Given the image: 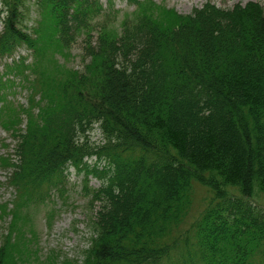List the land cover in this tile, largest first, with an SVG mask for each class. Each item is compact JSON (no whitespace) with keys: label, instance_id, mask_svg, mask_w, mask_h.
<instances>
[{"label":"trees","instance_id":"obj_1","mask_svg":"<svg viewBox=\"0 0 264 264\" xmlns=\"http://www.w3.org/2000/svg\"><path fill=\"white\" fill-rule=\"evenodd\" d=\"M26 2L0 0V60H10L0 75V126L14 141L10 158L0 143V168L11 171L17 200L63 196L74 167L102 181L91 191L100 206L83 264H162L198 183L219 201L192 228L200 263L258 264L264 214L248 200L264 194V7L208 1L180 15L129 0L136 21L92 40L112 1L107 10L100 0H35L41 17L32 31ZM82 36L81 71L49 73L16 56L26 47L42 58L45 42L67 49ZM17 89L29 94L23 105ZM96 126L102 144L92 145ZM8 211L0 206V221ZM13 235L4 234L0 264H17Z\"/></svg>","mask_w":264,"mask_h":264},{"label":"rangeland","instance_id":"obj_2","mask_svg":"<svg viewBox=\"0 0 264 264\" xmlns=\"http://www.w3.org/2000/svg\"><path fill=\"white\" fill-rule=\"evenodd\" d=\"M103 7L108 10L109 1L114 3V11L109 16L103 15L94 23L97 30L92 31V40H96L98 31L109 32L113 36H119L122 33L123 24L127 19L130 23L136 21L135 16L139 9L132 5L129 0H100ZM146 1V0H140ZM159 8L172 10L180 15H188L194 9L201 8L208 1L214 3L222 9H232L236 5L245 6L250 2L259 3L264 7V0H152ZM1 10V3H0ZM25 14V25L32 31L40 20V10L35 0H27ZM134 15V16H133ZM162 20V14L158 16ZM3 25L0 22V34ZM85 36H82L70 48L61 49L60 47L45 48L49 43L45 42L42 52V58L35 50L21 47L16 56H22L28 59V64L42 63L49 73H56L66 70H83L84 64L88 59L84 58ZM50 44H53L52 42ZM10 63V60H0V75L5 73L4 65ZM16 103L23 105L29 98V94L17 89L14 92ZM88 141L92 145L102 144V136L97 126L89 133ZM1 154L6 157L12 155L14 141L11 135L4 131L0 126ZM90 165L95 163V158L88 162ZM104 164V163H103ZM102 164V165H103ZM10 170L6 171L0 168V206L7 205L9 211L3 220L0 221V247L4 243V234L12 237L16 244V251L13 252L17 264H62L64 260L76 261L83 264L85 251L90 246V240L93 237L92 220L99 209V203H92L91 191L100 188L102 181L90 177L86 181V175L78 172L74 167H70L64 183L63 196L55 191L51 199L40 202L32 200L30 197H24L17 200L18 194L12 188H9L8 178ZM192 204L186 218L180 227L175 231L172 239L178 240L176 250L173 251L169 260L162 264H201L195 254L196 240L194 237V225L201 220L208 209H218V202L214 201L212 192L195 183L193 189ZM40 203H38V202ZM249 204L255 205L257 210L264 214V194L257 195L249 199ZM15 202V203H14ZM14 203V204H13ZM220 209V208H219ZM17 214L16 218L11 215ZM1 217V216H0ZM21 232L20 234H18ZM18 235V236H17ZM185 236L189 237L188 241ZM263 244V242L261 243ZM264 245V244H263ZM191 250L192 253L187 251ZM192 256V259H190ZM257 263L264 264V250L261 248L257 253ZM53 259V260H52ZM54 261V262H53Z\"/></svg>","mask_w":264,"mask_h":264}]
</instances>
